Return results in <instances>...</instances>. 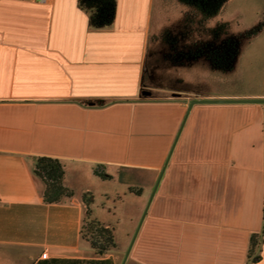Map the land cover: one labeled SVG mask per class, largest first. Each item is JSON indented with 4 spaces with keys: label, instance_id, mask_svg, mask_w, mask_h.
<instances>
[{
    "label": "crops",
    "instance_id": "0c3cea01",
    "mask_svg": "<svg viewBox=\"0 0 264 264\" xmlns=\"http://www.w3.org/2000/svg\"><path fill=\"white\" fill-rule=\"evenodd\" d=\"M78 1L0 0V264H264V104L233 102L264 92L174 60L157 0H116L101 30ZM38 157L69 197L43 201ZM86 210L112 233L102 257Z\"/></svg>",
    "mask_w": 264,
    "mask_h": 264
},
{
    "label": "rangeland",
    "instance_id": "374dc122",
    "mask_svg": "<svg viewBox=\"0 0 264 264\" xmlns=\"http://www.w3.org/2000/svg\"><path fill=\"white\" fill-rule=\"evenodd\" d=\"M157 1L160 9L156 4L154 23L167 32L164 37L172 46L174 60L188 63L203 58L192 65L205 71L207 57L225 62L237 52L232 70L206 68L209 86L240 94L264 92V0H227L211 17L200 13L198 0ZM258 25L261 30L245 38ZM258 99L264 98L254 100ZM87 223L85 238L89 237Z\"/></svg>",
    "mask_w": 264,
    "mask_h": 264
},
{
    "label": "trees",
    "instance_id": "16d2710c",
    "mask_svg": "<svg viewBox=\"0 0 264 264\" xmlns=\"http://www.w3.org/2000/svg\"><path fill=\"white\" fill-rule=\"evenodd\" d=\"M198 10L205 17L216 15L222 9L227 0H198ZM79 6L88 14L89 26L94 30L107 29L112 26L116 0H79ZM261 30L260 25L246 33L245 38L256 35ZM237 52H232L226 61L216 62L207 57L210 66L221 70L230 71ZM32 175L44 184L42 198L45 203L54 204L60 202L64 197L71 195L70 191L62 184L64 171L62 164L54 158L38 157L32 168ZM88 205V203H87ZM87 223L89 237H84V224ZM264 233V206L262 211V228L259 233L252 234L249 239L248 262L255 263L260 260V246ZM82 238L89 242L96 256L102 257L114 248L113 236L110 230L102 227L98 222L90 218L89 210H86L82 224Z\"/></svg>",
    "mask_w": 264,
    "mask_h": 264
},
{
    "label": "water",
    "instance_id": "95a60500",
    "mask_svg": "<svg viewBox=\"0 0 264 264\" xmlns=\"http://www.w3.org/2000/svg\"><path fill=\"white\" fill-rule=\"evenodd\" d=\"M209 101H200V100H192L189 103V107H191L193 104H198V103H206ZM224 102H231V101H224ZM233 102H241V103H259V104H264V99H258V100H242V101H233Z\"/></svg>",
    "mask_w": 264,
    "mask_h": 264
},
{
    "label": "built area",
    "instance_id": "2783aa9c",
    "mask_svg": "<svg viewBox=\"0 0 264 264\" xmlns=\"http://www.w3.org/2000/svg\"><path fill=\"white\" fill-rule=\"evenodd\" d=\"M41 257H42V258H46V252L42 253V254H41Z\"/></svg>",
    "mask_w": 264,
    "mask_h": 264
}]
</instances>
